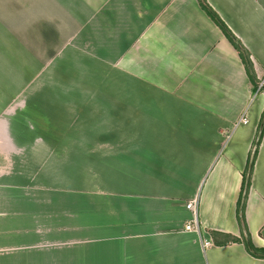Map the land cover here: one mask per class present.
Instances as JSON below:
<instances>
[{
	"label": "crops",
	"instance_id": "0c3cea01",
	"mask_svg": "<svg viewBox=\"0 0 264 264\" xmlns=\"http://www.w3.org/2000/svg\"><path fill=\"white\" fill-rule=\"evenodd\" d=\"M205 1L258 84L264 0ZM263 111L197 0H0V264H264L231 242ZM244 223L263 256L264 131Z\"/></svg>",
	"mask_w": 264,
	"mask_h": 264
},
{
	"label": "trees",
	"instance_id": "16d2710c",
	"mask_svg": "<svg viewBox=\"0 0 264 264\" xmlns=\"http://www.w3.org/2000/svg\"><path fill=\"white\" fill-rule=\"evenodd\" d=\"M197 3L200 10L216 26V28L221 32L224 38L228 41V43L237 53L239 59L241 60L245 68L246 74L250 82L254 86V93H256L257 83H255L254 81V71L248 52L244 49L240 41L232 34V32L228 29V27L224 24V22L220 19V17L212 10V8L206 3L205 0H197ZM260 92L263 93L264 89H262ZM263 131H264V111L259 121L256 140L253 144L252 153L250 154L247 160V164L242 176V187H241L239 200L237 202V220L239 222L240 227L243 228L245 233L244 235H242L241 239H236V238L231 239V242L233 244H241L244 247L246 253L254 258L257 257L264 258V255L258 256L259 250L254 248L246 232L245 223H244V207H245L248 191L251 185L252 169L258 153V147L260 144V140L262 138Z\"/></svg>",
	"mask_w": 264,
	"mask_h": 264
},
{
	"label": "built area",
	"instance_id": "2783aa9c",
	"mask_svg": "<svg viewBox=\"0 0 264 264\" xmlns=\"http://www.w3.org/2000/svg\"><path fill=\"white\" fill-rule=\"evenodd\" d=\"M257 92H260L262 89H264V79L260 81L257 84ZM246 122V120H244ZM186 209L191 212L192 214V221H190V224L185 227L186 231H195L197 233L201 232L199 227H198V221H197V212H198V201L196 199L190 201L186 205ZM204 247H207L208 244L206 242L203 243Z\"/></svg>",
	"mask_w": 264,
	"mask_h": 264
},
{
	"label": "rangeland",
	"instance_id": "374dc122",
	"mask_svg": "<svg viewBox=\"0 0 264 264\" xmlns=\"http://www.w3.org/2000/svg\"><path fill=\"white\" fill-rule=\"evenodd\" d=\"M88 77H89V74H88V72L87 71H82V73H81V79H88ZM264 78H262V80H263ZM261 80V81H262ZM257 90H258V88H257ZM258 92L256 91V94H257ZM81 95H88V94H90V90L88 89V88H85L84 86H82V88H81V93H80ZM94 94V93H93ZM96 94H103V88H97V91H96ZM262 94H264V92L262 93ZM258 96V95H257ZM256 96V97H257Z\"/></svg>",
	"mask_w": 264,
	"mask_h": 264
}]
</instances>
